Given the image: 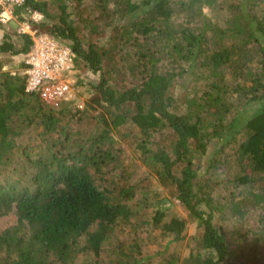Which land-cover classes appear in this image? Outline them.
<instances>
[{
	"label": "trees",
	"instance_id": "trees-1",
	"mask_svg": "<svg viewBox=\"0 0 264 264\" xmlns=\"http://www.w3.org/2000/svg\"><path fill=\"white\" fill-rule=\"evenodd\" d=\"M208 8L229 15L215 21ZM16 14L13 23L60 40L78 69L99 75L90 104L107 111L87 135L85 109L47 105L0 61V216L17 215L0 233V264H151L138 239L152 223L140 211L148 202L130 203L141 182L126 181L114 197L102 186L120 164L112 132L128 122L140 130L147 167L202 229L182 264H264V0H26ZM13 34L0 55H28L31 35L16 45ZM191 77L202 90L176 95ZM233 98L257 108L243 117ZM206 157L205 173L230 168L223 186L201 181L196 160ZM156 208L154 227L181 241L187 220H165ZM251 210H261L254 229L229 234L215 222L227 212L246 224Z\"/></svg>",
	"mask_w": 264,
	"mask_h": 264
},
{
	"label": "rangeland",
	"instance_id": "rangeland-1",
	"mask_svg": "<svg viewBox=\"0 0 264 264\" xmlns=\"http://www.w3.org/2000/svg\"><path fill=\"white\" fill-rule=\"evenodd\" d=\"M139 1V0H137ZM210 19L215 21L223 20V16L229 15V12L220 13L221 16L217 18V13L212 12L209 8L204 11ZM42 20V19H40ZM39 20V21H40ZM22 28L20 25L16 23H11L9 25H1L0 24V44L4 39V35L6 33L13 34L14 31L18 35L13 34L12 41L16 45L22 44L21 42V34L19 30ZM0 61L4 63V71L10 72V74L15 75L19 73H24V64L25 57L23 55L13 56L11 54H2L0 55ZM75 73L73 75L74 79V100L75 104L83 105V109L85 112L82 114H87L88 117H92L93 120H84L81 124L80 128L84 131L85 134L90 135L97 131L96 117L100 114H103L107 110L101 106H92L90 104V97L92 95V87L99 81V75L94 74L88 70L78 69L75 65L74 69ZM192 79V80H191ZM191 83L189 84V82ZM188 87L178 86L176 95H185L186 93H191L190 96L195 92H200L204 87V83L193 84V78L187 79ZM237 105L238 110L241 111V115L244 117H249L254 110L257 108V105L254 103H237V98H233L230 100ZM1 102V99H0ZM64 106H70L71 108L76 107L72 104L61 103L58 106H54L55 108H60ZM82 114H80L82 116ZM114 138L117 141V148L121 149L120 154V164L119 166L116 164L115 166L112 163V167H115L114 171L107 172L105 175V181L102 183L103 188L108 189L112 195V191L115 189L122 188L124 186H128L129 183H140L143 190L136 191V199L132 200L131 205L135 206L140 197H146V201L148 205L141 209V216L143 219H148L152 223L150 225L143 224L141 230H139V243L143 246V256L150 261L151 264H160V262L164 259L165 256L176 255L180 259V264L182 261L188 258L190 255H195L198 251L197 243L199 236L202 232L199 224L194 223L189 218L188 211L180 204V202L175 198L174 195V187H166L163 185L157 175L153 172L152 169L147 167V164L144 162V156L140 149L138 148V143L142 141V136L140 130L131 122L126 123L125 125L119 127L117 130H113L112 132ZM29 136V135H28ZM215 143L216 141H212L210 146L209 156L213 155L215 149L218 147ZM233 149H227V154L232 155ZM234 162V161H233ZM196 164L198 166V171L200 174V179L203 183H206L209 178H215V180L219 181L221 186L225 182L228 181L231 172H228L230 168L217 170L216 173L214 171L205 173V169L208 166L207 157L202 158L201 161L196 160ZM204 170V171H203ZM235 170V166L233 164V171ZM125 178V179H124ZM127 179V180H126ZM128 181L129 183H126ZM223 182V184L221 183ZM219 188V187H218ZM229 190V191H227ZM221 190V193L224 195L230 194V189ZM220 192V191H219ZM137 199H139L137 201ZM157 207L162 209H166L167 216L165 220H169L171 216H177L187 220L186 230L183 233V239L181 241H174L173 235H166L162 229L155 228L153 225V217L157 210ZM261 213V210H251L250 214L247 216V220L250 222L241 223L236 218L231 217L229 213H224L223 215H219L216 219V223L218 226L223 228L226 233L232 234L236 231L242 232V230H250L256 228V219L257 216ZM140 215L135 216L133 220L137 223H142L143 219ZM17 224V215L15 212H11L7 215L0 216V233L4 230L11 228ZM135 235L122 236V238H127L131 240ZM88 260L92 259V255L90 254L87 257ZM84 259L81 258L79 260V264H83Z\"/></svg>",
	"mask_w": 264,
	"mask_h": 264
},
{
	"label": "built area",
	"instance_id": "built-area-1",
	"mask_svg": "<svg viewBox=\"0 0 264 264\" xmlns=\"http://www.w3.org/2000/svg\"><path fill=\"white\" fill-rule=\"evenodd\" d=\"M26 0H0V24L9 25L18 20L16 11L25 5ZM39 21V13L31 15ZM19 33L29 34L33 39L30 53L25 57L24 76L26 91L38 95L49 106L61 103L75 104L74 79L75 55L71 48L58 39L46 34H37L31 30L29 23H19Z\"/></svg>",
	"mask_w": 264,
	"mask_h": 264
}]
</instances>
